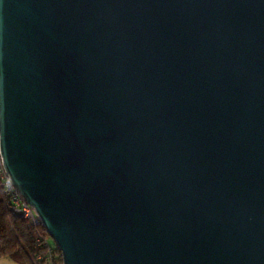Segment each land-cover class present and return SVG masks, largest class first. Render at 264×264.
I'll return each mask as SVG.
<instances>
[{
  "label": "water",
  "instance_id": "obj_1",
  "mask_svg": "<svg viewBox=\"0 0 264 264\" xmlns=\"http://www.w3.org/2000/svg\"><path fill=\"white\" fill-rule=\"evenodd\" d=\"M0 143L63 264H264V0H0Z\"/></svg>",
  "mask_w": 264,
  "mask_h": 264
},
{
  "label": "trees",
  "instance_id": "obj_2",
  "mask_svg": "<svg viewBox=\"0 0 264 264\" xmlns=\"http://www.w3.org/2000/svg\"><path fill=\"white\" fill-rule=\"evenodd\" d=\"M42 235L45 241L38 242ZM52 252V255H51ZM42 255V260L51 264H63L61 252L43 225L31 224L24 216L14 214L8 200L0 190V257L7 256L13 261L26 264H37L36 257Z\"/></svg>",
  "mask_w": 264,
  "mask_h": 264
},
{
  "label": "built area",
  "instance_id": "obj_3",
  "mask_svg": "<svg viewBox=\"0 0 264 264\" xmlns=\"http://www.w3.org/2000/svg\"><path fill=\"white\" fill-rule=\"evenodd\" d=\"M0 190L3 196L8 200L9 206L16 210H20L23 213V216L34 225H39L41 223L38 214L36 213L34 207L27 202V200L23 197L21 192L12 182V179L9 173L6 170L4 164V158L1 151V143H0ZM45 241L48 245L47 239L45 240L42 235L38 236V242L41 243ZM52 255V252H51ZM42 260V255L38 254L36 257L37 264H51L52 263V256L48 261H40Z\"/></svg>",
  "mask_w": 264,
  "mask_h": 264
},
{
  "label": "rangeland",
  "instance_id": "obj_4",
  "mask_svg": "<svg viewBox=\"0 0 264 264\" xmlns=\"http://www.w3.org/2000/svg\"><path fill=\"white\" fill-rule=\"evenodd\" d=\"M53 240V239H52ZM0 264H26L23 262H16L13 261L10 257L7 256H1L0 257Z\"/></svg>",
  "mask_w": 264,
  "mask_h": 264
}]
</instances>
